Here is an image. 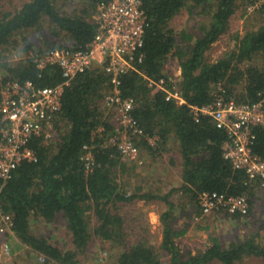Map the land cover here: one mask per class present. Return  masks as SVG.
Listing matches in <instances>:
<instances>
[{
	"label": "trees",
	"instance_id": "obj_1",
	"mask_svg": "<svg viewBox=\"0 0 264 264\" xmlns=\"http://www.w3.org/2000/svg\"><path fill=\"white\" fill-rule=\"evenodd\" d=\"M100 1L28 0L13 13H2L0 85L8 79L32 80L38 86L61 83V69L49 65L40 70L30 52L88 44L98 30L94 14ZM249 1L244 8L255 5L254 9L264 14V1L258 7L257 0ZM142 3L148 17L144 46L138 53L143 55V60L123 77L121 84L122 97L134 99L132 115L143 131L134 137L140 149L138 157L123 158L118 146L110 142L123 120L118 109L106 103V95L112 90L109 75L99 67L81 73L65 87L61 111L53 121V136L48 140L33 137L31 141L38 160L24 161L8 180L3 183L0 179V186L3 183L0 205L13 216L14 235L31 250L44 254L46 261L81 264L78 251L87 252L99 236L112 240L113 246L122 245L116 264H165L145 237L126 245L124 219L114 211L120 203L136 199L164 200L169 208L161 214L164 221L161 247L170 255L169 264H236L247 256L264 261V243L255 236L258 232L238 237L227 245L212 236L211 244L196 253L182 249L175 237L183 231L172 226L175 203L170 199L178 189L190 192L197 197L200 212L201 193L217 191L228 196H245L248 213L231 214L237 217L251 214L256 189L263 190L264 186L246 171L233 167L224 157L227 133L215 125L212 116L202 114L195 119L192 106L211 103L219 84L225 88L227 97L238 102L253 103L260 99L264 67L254 60L264 54V23L234 34V47L217 60L208 61L206 52L229 31L231 19L241 6L238 0H142ZM184 10L202 18L200 33L175 30L173 20ZM45 24L53 25L56 35L65 42L36 46L26 36L27 31ZM10 45L22 51L24 57L16 62L11 60L15 53L9 51ZM174 58L181 68L175 83L184 99L180 104L167 100L165 89L149 86L150 79L173 75L167 64ZM237 84L243 85L240 91ZM255 132L253 151L264 158V128L258 127ZM174 139L178 142L175 158L181 168V185L165 195L146 190V182L142 181L130 190L133 184L129 175L136 170L137 163L147 161L144 155L155 159L165 152L171 153ZM85 145L91 147L95 157L90 171H86L82 159ZM175 158L170 157L172 162ZM90 215L96 217L93 226ZM59 218L64 219L72 234L75 250H64L33 232L36 221L53 222Z\"/></svg>",
	"mask_w": 264,
	"mask_h": 264
},
{
	"label": "built area",
	"instance_id": "obj_2",
	"mask_svg": "<svg viewBox=\"0 0 264 264\" xmlns=\"http://www.w3.org/2000/svg\"><path fill=\"white\" fill-rule=\"evenodd\" d=\"M263 1L257 0L256 3ZM142 5V0H101L94 14L98 30L88 44L56 46L44 52H31L40 70L49 65H57L61 69V83L38 86L32 80L8 79L0 85V179L3 183L22 162L38 160L31 147L33 137L48 140L53 136V121L61 111L65 87L81 73L95 67L109 75L112 90L106 95V103L116 107L123 120V125L110 137V142L118 146L123 158L138 157L140 149L134 137L143 131L132 115L134 99L122 97L121 84L123 77L143 60V55L138 53L144 46L148 17ZM176 76L178 78L179 75L150 79L149 86L163 88L167 100L183 103L184 99L175 84ZM171 82L174 84L167 87ZM218 90L211 103L201 107L192 106L193 115L197 120L202 114L212 116L215 125L227 133L224 157L231 161L235 169L246 171L264 186V158L256 154L252 147L256 128H264V89L260 99L253 103L238 102L234 97H227L221 84ZM149 140L154 143L153 138ZM84 148L82 159L86 171H90L95 164L94 153L90 146L85 145ZM198 201L200 215L197 218L217 212L246 214L249 211L245 196H228L213 191L201 193ZM13 227V216L0 205V233L14 235ZM2 247L4 254H11L6 238ZM39 258L46 260L44 254H40ZM98 262L106 264L105 254L98 256Z\"/></svg>",
	"mask_w": 264,
	"mask_h": 264
},
{
	"label": "rangeland",
	"instance_id": "obj_3",
	"mask_svg": "<svg viewBox=\"0 0 264 264\" xmlns=\"http://www.w3.org/2000/svg\"><path fill=\"white\" fill-rule=\"evenodd\" d=\"M26 1L28 0H1L0 15L7 12L13 13ZM238 2L241 6L231 19L229 31L223 34L207 50L206 58L208 61L217 60L234 47V34L243 33L247 29L258 27L264 23V14L254 9L255 5L244 8L249 5V0H238ZM257 5H259V2L256 3ZM201 21L202 18L197 14L184 10L174 18L173 26L177 32L186 29L193 33H200L199 24ZM55 32L56 28L53 25L45 24L42 27L29 30L25 34L36 46L45 47L52 42L57 44L65 42ZM18 39L23 38L19 37ZM9 51L15 53L14 57L11 58L14 62L24 57L23 52L17 51L14 46H11ZM254 62L264 67V54L259 55ZM167 68L173 75L181 74L177 58L171 59L167 64ZM242 86V84H237V90L240 91ZM173 141L175 142V139ZM177 143H173L171 153L165 152L164 155H158L155 159H152L149 155H144L147 161L137 163L135 173L130 172V181L133 184L130 190L134 189L136 182L141 183V181L142 183L146 182V190L147 188L151 189L160 195H165L172 188L179 187L182 183V175L180 165L177 158H175L177 156L175 153ZM171 155L175 158L174 162L170 159ZM170 199L175 203L172 226L176 231H183V234L175 237L176 243L182 249H190L193 253H196L199 250H205L211 244L210 237L212 236L217 237L224 245H227L238 239V237L251 236L252 232H258L255 235L257 240L264 243V189H256L255 203L251 214L240 217L233 216L231 213L219 212L197 218L198 214L200 215L197 197L182 189L174 191ZM168 208L169 206L164 200L136 199L120 203V206L114 210L124 219L123 228L127 232L126 245L135 244L141 237H145L156 248L165 264H169L170 255L161 247L164 230V221L161 219V214ZM89 219L93 226L96 223V217L90 215ZM33 225V232L38 236L43 235L51 243L62 247L64 250H75L72 234L68 231L64 219L59 218L53 222L40 219ZM6 236L0 233V262L2 264H6V261L13 257L12 253L6 255L2 251V243ZM122 249L121 244L113 246L112 240H104L96 236L87 252L78 251V257L81 264H99L98 256L105 254L106 264H116L117 255L121 253ZM38 260L46 262L39 257ZM212 264L223 263L213 262ZM236 264H264V261L260 257L247 256L240 261H236Z\"/></svg>",
	"mask_w": 264,
	"mask_h": 264
},
{
	"label": "crops",
	"instance_id": "obj_4",
	"mask_svg": "<svg viewBox=\"0 0 264 264\" xmlns=\"http://www.w3.org/2000/svg\"><path fill=\"white\" fill-rule=\"evenodd\" d=\"M34 225L32 226V229ZM7 241L11 246V253L13 257L6 261V264H62L61 262L55 261L53 259L48 260L46 262H40L38 257L41 253H38L31 248L22 243L16 235H7ZM82 262V261H81Z\"/></svg>",
	"mask_w": 264,
	"mask_h": 264
}]
</instances>
